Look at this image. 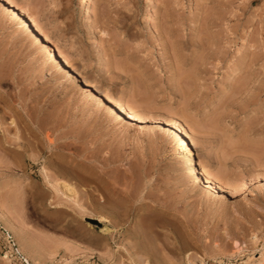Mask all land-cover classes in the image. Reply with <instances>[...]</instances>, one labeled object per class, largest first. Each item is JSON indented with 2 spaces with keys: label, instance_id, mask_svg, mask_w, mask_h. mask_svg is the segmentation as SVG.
Masks as SVG:
<instances>
[{
  "label": "rangeland",
  "instance_id": "1",
  "mask_svg": "<svg viewBox=\"0 0 264 264\" xmlns=\"http://www.w3.org/2000/svg\"><path fill=\"white\" fill-rule=\"evenodd\" d=\"M12 2L75 77L0 0V264H264V0Z\"/></svg>",
  "mask_w": 264,
  "mask_h": 264
},
{
  "label": "bare ground",
  "instance_id": "2",
  "mask_svg": "<svg viewBox=\"0 0 264 264\" xmlns=\"http://www.w3.org/2000/svg\"><path fill=\"white\" fill-rule=\"evenodd\" d=\"M2 1H4L6 3V5L9 7L8 9L10 11H12L14 17L18 18L21 23H24L23 27H29V29L32 30L34 32V34L36 35L38 42L40 44H42L44 47L48 48V56H50L53 59H55L58 62H60V64L64 68H67L68 71L73 73L70 70V63L67 60L62 59V57L59 54H57V51L55 50L54 45H50L48 43V41L46 40L44 34L42 33V31H40L38 26L35 23L31 22V20L27 17V15L24 14L22 11H20L21 9L19 10V8L14 4V2H12V0H2ZM79 4L81 5V10H80L81 12H80L79 16L81 18H84V19L90 17L91 13H90V9H89V0H79ZM73 74H74V77H75V73H73ZM87 85L91 86L90 83H88ZM110 107H111L112 111L119 112V113H124V114H126V117L131 119V121L137 122V117L132 112V110L129 111L127 109L121 108L117 103H111ZM11 122L13 123V120ZM171 129L174 131V133H176V139H178V146H179L180 151H181L180 156H179L181 162L185 164L186 169L189 172H193V174L195 173L200 178L204 177V174L202 173V171H199L197 169V165L195 164V162L193 160V150H192V147H191L192 143H191L190 138L188 137V135H185V133H183V131L180 128H178V127L171 126ZM43 173L42 174L44 175V179L46 180L45 182H47L48 186L50 185L49 187H51L53 190H55L56 193L60 194L59 195V196H61L60 199L62 198L63 201H71V202L72 201H74V202L77 201L76 200L77 191H76V188L71 183L66 182V181H63V182L52 181L48 177V174L45 171ZM205 183H206V186L209 187V188H212L213 191L214 190L215 191L224 190L218 184H215L213 182V180L211 181L209 176H208V178H206ZM224 192H226L228 194V190H224ZM101 231L103 233H110L111 232V228L108 227V226H104L103 228H101ZM261 264H263V263L261 262Z\"/></svg>",
  "mask_w": 264,
  "mask_h": 264
},
{
  "label": "built area",
  "instance_id": "3",
  "mask_svg": "<svg viewBox=\"0 0 264 264\" xmlns=\"http://www.w3.org/2000/svg\"><path fill=\"white\" fill-rule=\"evenodd\" d=\"M6 240H7L8 245L11 247V249L18 250V249L16 248V243H15L13 237H12L10 234H7V239H6ZM17 253H18V251H17ZM18 254H20V253H18ZM22 259H23V261H24L26 264H29L28 259H26L23 255H22Z\"/></svg>",
  "mask_w": 264,
  "mask_h": 264
},
{
  "label": "crops",
  "instance_id": "4",
  "mask_svg": "<svg viewBox=\"0 0 264 264\" xmlns=\"http://www.w3.org/2000/svg\"><path fill=\"white\" fill-rule=\"evenodd\" d=\"M63 214L70 219H76L77 218L76 213L70 209H63Z\"/></svg>",
  "mask_w": 264,
  "mask_h": 264
},
{
  "label": "water",
  "instance_id": "5",
  "mask_svg": "<svg viewBox=\"0 0 264 264\" xmlns=\"http://www.w3.org/2000/svg\"><path fill=\"white\" fill-rule=\"evenodd\" d=\"M91 220H93V219H91ZM94 221H96V222H97V220H94Z\"/></svg>",
  "mask_w": 264,
  "mask_h": 264
}]
</instances>
